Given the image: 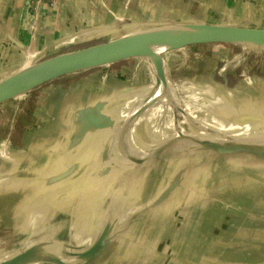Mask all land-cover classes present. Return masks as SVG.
I'll return each mask as SVG.
<instances>
[{"label":"crops","instance_id":"obj_1","mask_svg":"<svg viewBox=\"0 0 264 264\" xmlns=\"http://www.w3.org/2000/svg\"><path fill=\"white\" fill-rule=\"evenodd\" d=\"M174 22L264 29V0H0V79L138 26ZM209 55L204 71L163 67V80L153 64L126 62L12 98L0 111V226L16 235L0 233V245L1 237L33 242L11 264H264V74L233 79L223 66L219 81L212 62L225 54ZM175 85H198L219 109L203 117L199 101L183 95L190 126L154 131L151 117L175 128L174 114L184 113L182 104L167 114ZM148 96L152 108L132 117ZM237 123L251 130L240 141L209 138ZM213 141L239 149L218 154L203 144ZM212 160L225 163L214 185L205 167Z\"/></svg>","mask_w":264,"mask_h":264},{"label":"rangeland","instance_id":"obj_2","mask_svg":"<svg viewBox=\"0 0 264 264\" xmlns=\"http://www.w3.org/2000/svg\"><path fill=\"white\" fill-rule=\"evenodd\" d=\"M180 24H185V23L174 22V23H170V24H161V25L150 26V27L138 26V28L136 27V29L134 28V30H130V31L135 32V31L150 30V29L151 30L152 29L153 30L154 29L155 30L156 29H159V30L170 29L171 27H175V26L180 25ZM167 48L168 47H160V48L149 51L148 53L144 54V56L143 55L142 56L141 55H131L128 57L116 59L117 61L114 60L108 64H95V65H91V66L84 67L81 69H77L75 71H72V72H69V73L63 75L62 77H58L57 79H55V81H52V83L54 82L55 84L61 86V84H65V82H64L65 79L71 81V83L72 82L78 83V81H80L84 76H86L88 74H91L93 72H100V71H103L106 69L108 70V69L114 68L115 65L126 63V62L131 63V64L132 63L140 64L143 61L141 63V66L143 65V66H146V68H148L149 67L148 64H153V62H152L153 58L159 59L162 62V67H165V69L167 71L171 72L172 74L174 72L177 74L181 73V71H180L181 69L180 70H178V69L181 68V66H185V65L192 66L190 68L197 67L200 69L199 71H204L205 70L204 68H205L207 63L204 64L201 62V60H205V59L207 60L209 58L212 59L209 55L211 49L219 50L220 52H223V54H225V58H223L222 62H220L218 60L217 61L215 60L216 61L215 63L212 62V66L215 65V69L212 70V73L216 74V76H217V73L219 74L220 72H222L221 68L223 66L226 67L225 68L226 70L224 72L225 75H228V74L233 75L234 76L233 79L240 78V76H243L246 79H249V77L251 75L264 74V49L253 48V47L248 48L247 46L236 44V43H222V42L221 43L215 42V43L197 44V45H191V46H187V47H183V48H179V49H173V50L172 49L167 50ZM151 55L153 56V58L151 57ZM217 59H219V58H217ZM203 65H205V66H203ZM216 79L219 80V77L217 76ZM197 84H199V83H197ZM197 86H196V88H193L191 90L189 89L187 92H185L180 87L175 85V88H174L175 97L171 96L170 98L165 100L164 104H166L167 113L173 112L174 105L178 106V105L184 104V106H183L184 107V113L182 115H180V114L175 115L174 114V116H173V120H174V123L176 125L175 128L177 129L178 133H181L182 124H187V127L190 126L189 123L191 122L190 121V118L192 116L191 113L194 112V111H192V108H190L188 106V104H186V103H189V101L187 99L182 98L181 96L184 95L191 100L199 101L201 115L203 117L208 116V114L212 112V108L215 106V105H212V100L210 101L209 98L204 97L205 95L202 94L203 90L202 89L199 90ZM172 91L170 89V91L168 93L163 95L162 99L168 97ZM212 92H214V91H212ZM24 94H27V93L26 92L20 93V94L16 95L15 98L18 99L20 97L19 99H24V98H26ZM3 102L4 103L1 102L2 104H0V111L2 109L6 108V106L9 105L11 102H13V99L9 98ZM229 102H230L231 106L234 105V98L231 97ZM251 102H252L251 100L248 101V103H251ZM217 103H218V99H217ZM252 104H254V103H252ZM256 106H258V105H256ZM161 107H162V104L159 103L157 110H159ZM214 108L219 109V106L214 107ZM195 111H197V108H195ZM157 116H158V118H160L161 115L157 114ZM168 121L169 120L167 118L165 120L163 118V120H161V121H158V122L154 121L153 124H155V127L157 129H159L160 131H163V133L172 134L175 132V128H173L172 125L169 124ZM184 133H188V132L185 131ZM188 134H190V133H188ZM224 165H225L224 162H221V161L216 162L214 160H212L211 162L206 164V166H205L206 170H207L206 174H208V176L211 174L212 179L210 182L212 185H214V180L218 179L217 176L219 174V171L222 168H224ZM198 166H200V165H198ZM203 167L204 166H200L201 169ZM184 174H185V172L183 173V175ZM245 181H246V183H248L247 184L248 187L252 186L251 181H249V180H245ZM206 188L209 189L208 187H206ZM160 217L164 218V215H161ZM196 218L199 219L198 214H197ZM169 219H171L170 215H169ZM193 221L196 222L195 217H194ZM151 222H152V220H151ZM190 232H191V227H190ZM0 233H3L5 236L13 235V234L9 233L7 230H5L2 226H0ZM166 233L168 234V231ZM182 234H183V236H185L186 239L188 237H190V234L187 230H186V232H182ZM14 235H16V234H14ZM14 235L12 236V238L14 237ZM18 239H19L18 242L21 243V248H20L21 251L19 252V254H21L22 251L24 250V247L26 246L25 243L30 242V241H29V239H24V236H22L21 238H18ZM1 240L3 243H2V245H0V250H2V248L9 249L10 248V244H9L10 239L7 240L6 238L1 237ZM20 240H22V241H20ZM6 256L7 255L5 254V256L1 258V261Z\"/></svg>","mask_w":264,"mask_h":264},{"label":"water","instance_id":"obj_3","mask_svg":"<svg viewBox=\"0 0 264 264\" xmlns=\"http://www.w3.org/2000/svg\"><path fill=\"white\" fill-rule=\"evenodd\" d=\"M177 26L180 27L178 32H172L158 36L120 35L100 44L81 48L68 53L59 54L55 57L40 61L30 67H27L26 69L19 70L14 74L6 75L0 79V103L9 98L15 97L18 95V93L28 92L45 82L51 81L69 72L91 66L90 59H87L86 55L93 50L100 55L113 48L132 45L135 43L154 44L160 46L165 45L168 47L167 50H173L191 45L215 42L236 43L247 46L248 48L253 47L264 49V29L261 28L196 22L180 24ZM151 57L153 58L152 55ZM152 60L154 72L157 75V78L163 80L164 71L162 62L157 58H153ZM153 103L154 99L151 98V96L148 97L142 102L141 106L134 111L132 117H135L137 114L145 111L148 107H151ZM152 137L153 132H148L146 141L144 142V148L146 150L149 147ZM203 144H208V148L218 154H226L239 149V147L232 148L231 145L223 146V143L214 141ZM91 251L92 246L83 254L84 257H88L87 255H89ZM20 255L21 254L18 253L7 264H11ZM48 261L49 260H47L46 263L52 262L54 264H65L62 260L58 259H52L49 262Z\"/></svg>","mask_w":264,"mask_h":264},{"label":"bare ground","instance_id":"obj_4","mask_svg":"<svg viewBox=\"0 0 264 264\" xmlns=\"http://www.w3.org/2000/svg\"><path fill=\"white\" fill-rule=\"evenodd\" d=\"M179 30H180L179 26L171 27L170 29H161V30H159V29H156V30L152 29L151 30L150 29V30H141V31H135V32H131L129 30L128 33H124L123 36H136V35L158 36V35H164V34L172 33V32L176 33ZM160 47H167V46H165V45L160 46V45H154V44H144V43H135L132 45L119 46L117 48H113L109 51H106L103 54H100V55L97 54L93 50V51L89 52L86 56H87V59H90V65L108 64V63H111L112 61H114L116 59L128 57L131 55H141V56L143 55L144 56V54L148 53L149 51L160 48ZM26 68L27 67H25L23 69H26ZM223 68H222L223 71H225L226 67H223ZM14 73L15 72H13L12 74H14ZM18 94H20V93H18ZM147 98H142L141 100H139L138 105L136 107L137 108L140 107L142 102ZM149 108L151 109L152 107H148L147 109H149ZM154 121L155 120L151 117L150 123L154 122ZM153 130L156 131V127H154ZM261 131H264V130H261ZM249 132H251V130L249 129V126L247 124L237 123V124H232V125L227 126V127H222L219 129L212 130L209 138L213 139V140H220V141L221 140H223V141H227V140L240 141L242 136L247 135ZM175 133H178L177 130H175ZM181 133H178V134H181ZM138 134H137V136H138ZM18 241L19 240H17V242H15V244L14 243L10 244V248L5 249V251L0 254V260L2 257L5 256V254L8 255L11 252H14V251L18 250L19 248H21V243H19ZM20 241H22V240H20ZM32 242L33 241L26 242L25 245L27 246V245L31 244Z\"/></svg>","mask_w":264,"mask_h":264},{"label":"built area","instance_id":"obj_5","mask_svg":"<svg viewBox=\"0 0 264 264\" xmlns=\"http://www.w3.org/2000/svg\"><path fill=\"white\" fill-rule=\"evenodd\" d=\"M30 3H34V4H45L49 7H52L55 4V0H27Z\"/></svg>","mask_w":264,"mask_h":264}]
</instances>
